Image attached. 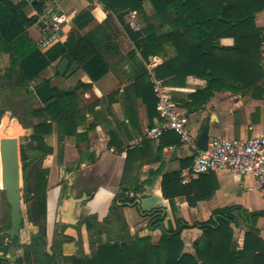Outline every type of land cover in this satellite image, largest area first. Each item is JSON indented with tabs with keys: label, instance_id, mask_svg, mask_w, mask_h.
<instances>
[{
	"label": "trees",
	"instance_id": "obj_1",
	"mask_svg": "<svg viewBox=\"0 0 264 264\" xmlns=\"http://www.w3.org/2000/svg\"><path fill=\"white\" fill-rule=\"evenodd\" d=\"M47 1L0 0V59L3 55H8L9 58L8 66L0 70V89H24L26 94L37 97L35 93H31L30 84L39 80L52 64L56 63L58 66L65 58L69 61L67 70L74 72L81 69L91 82L99 81L109 72L107 57L117 55V44L112 42L111 37L112 33L116 34V29L109 25L114 18L141 58L135 81L146 77L144 63L150 57L165 55V48L169 46L173 48L175 55L156 66L154 76L165 81V85L174 87L184 86L188 78L205 82L203 89L188 96L189 111L206 104L215 92L264 90V34L255 24L256 14L264 11V0H97L107 13L104 25H98L81 35L79 29L92 21L90 12L83 11L74 17V28L67 39L42 52L30 38L28 29L38 23ZM29 3H32L35 11L33 16H27L24 12ZM145 3L149 4L150 13L145 10ZM132 12L143 23L138 31L124 22L125 16ZM40 25L42 28V24ZM227 38L233 40L232 45H221L219 41ZM54 75H59L56 69ZM43 83L50 85V79H41L36 87ZM90 88L91 84L81 82L66 92L56 86L52 87L54 95L51 100L42 107L24 111L27 112V117L40 121L36 124L30 122L26 125L22 114L15 113L23 127L33 129L28 143L19 149L25 167L24 184L27 185L26 172L35 161L33 159L27 163L26 153L40 156L52 153L45 142L46 137L52 133V125L48 121L57 122L66 135L75 132L81 122L78 92H85ZM149 90L151 96L145 97L144 102L150 120L149 127H152L153 119L157 118L158 113L151 84ZM160 139L181 143L172 132L165 133ZM193 160L192 157L190 168ZM46 174L45 170L39 169L34 188H26L35 196L36 207L31 215L37 217H43L46 212ZM214 190L215 186L204 174L187 185L181 183L180 173L162 175L161 193L172 207L177 197H184L189 206H194L197 201L209 199ZM125 196L126 190H122L115 198L110 208V217L113 216V207L119 204L136 207L144 217L160 212L159 209L144 212L136 198ZM173 212H176L175 209ZM234 212L238 213L248 227L243 235L241 248L233 238L232 225L237 226ZM260 217H264V211L248 212L241 206L214 210L208 221L189 227L198 228L201 234L193 244V254H187L183 252L180 235L188 226L181 219H176L175 228L171 225L164 228L158 241L153 244L149 236H128L124 222L113 216L118 231L123 234L122 240L116 238L114 243L101 244L91 257L72 259L68 264H264V241L255 227V222ZM153 219L156 221L152 226L163 222L160 215ZM86 222L88 230L93 229L97 235L102 233L97 227L95 216H90ZM102 223L109 225V218H105ZM41 236L43 233L35 238L38 245L41 243ZM45 255L48 258L45 264H51L54 261L53 254ZM17 263H23V259H18Z\"/></svg>",
	"mask_w": 264,
	"mask_h": 264
},
{
	"label": "crops",
	"instance_id": "obj_2",
	"mask_svg": "<svg viewBox=\"0 0 264 264\" xmlns=\"http://www.w3.org/2000/svg\"><path fill=\"white\" fill-rule=\"evenodd\" d=\"M50 7H55L65 18L60 42L67 39L74 28V17L81 12L88 10L92 17V21L86 27L79 29L81 35L98 25H104L107 17V13L97 0H48L45 3L44 13L39 16L38 23L28 29L33 42L40 36L42 17ZM144 8L150 13L151 8L148 3L144 4ZM24 12L27 16L35 15L32 3L24 8ZM124 22L135 31L143 27L142 20L135 12L126 15ZM110 24L116 29V34L112 33L111 37L112 42L117 44L118 50L116 56L107 57L110 69L99 81L91 82L88 75L81 69L74 72L67 70L69 72L67 77L60 75L56 77L51 71L57 70L60 63L58 66L56 63L52 64L41 75L47 74V77L43 79H50L51 88L54 87L52 81H55L56 87L65 92L75 87L78 82L91 84L89 90L78 92L81 122L75 128V132L72 135H66L57 122L48 121L52 125V133L46 137L45 142L52 149V153L45 156L26 153L27 163L35 159L26 175L37 162H40L41 169L47 172L45 194L48 231L51 230L49 215L54 208L57 225L61 227L60 233L64 238L63 242L57 245L60 255L54 256L51 264H59V262L68 264L72 259L82 258V251L87 254L86 257H91L97 247L104 244L99 241L105 238H108L109 243H114L116 238L122 240L123 234L118 233V225L113 216L124 222L128 236H153L154 240L151 238L153 244L159 239L155 237L156 234H159V237L162 230L169 225L175 228L176 219H181L188 226L181 231L180 235L183 252L193 254V244L201 231L198 228L189 227L195 223L208 221L214 210L241 206L248 212L264 211V209L251 210L249 205L247 193L254 189L251 178L236 176L226 171L204 174L205 178L210 179L215 186V190L209 199L197 201L194 206H189L184 197H177L172 207L162 196V175L172 172L180 173L182 183V176L191 169L189 164L193 157V151L188 144L170 143L168 139L150 140L145 136L146 131L151 127H149L150 120L144 98L151 96L149 84L155 77L154 68L173 58L175 52L172 47L166 46L165 55L150 57L148 62L144 63L146 77L135 81L141 61L139 53L118 21L113 18ZM255 24L264 34V11L256 14ZM219 42L223 46H230L233 40L227 38ZM44 51L46 50H42ZM262 51L264 57V40ZM8 62V55H3L0 59V70H4ZM262 68L264 72V61ZM71 77L73 80L68 82ZM204 86V81L195 78H188L182 87L167 86L168 94L176 104L178 112L188 117L191 131L196 138L206 122L209 140L218 137L249 139L258 135L264 126V90L215 92L206 104L197 110L189 111L188 96L203 89ZM39 102V107H42L44 103L40 100ZM37 108H30L28 111ZM26 113L22 116L23 119L27 118V121H24L26 125L30 122L33 124L40 122L38 119L27 117ZM17 114L22 113L17 112ZM15 118L20 122L17 116ZM156 122L157 118H154L153 125ZM22 128L28 129L29 135L25 136L28 138L26 140L28 143L33 129L23 126ZM129 151L131 152L128 153ZM19 155L20 151H18V158ZM21 166L24 167V164ZM157 172L159 173L156 174ZM24 175L25 172H23V178ZM198 177H193L189 182L182 184L187 185ZM148 180L150 183H147ZM122 190H126L125 197L137 199L142 211L159 209L160 212L144 217L136 207L119 204L113 207V216L110 217L112 203ZM67 215L74 218L75 223L70 224ZM157 215H160L163 222L152 226V223L156 221L153 218ZM90 216L96 217L97 227L102 230L100 235H97L93 229H87L86 220ZM105 218H109V225L102 223ZM255 227L259 231V237L264 241V217L257 219ZM20 231V237H24V232ZM91 232L95 234V239L89 237ZM79 235L83 242L80 241ZM242 240L237 241L239 248H241ZM91 244L93 249H89ZM16 252L18 254L15 257H12V252L9 251L6 256H0V259H7L9 264H18L17 259H23L21 264L29 262L28 258L25 260L22 254L19 255L20 249ZM36 259L39 264H45L48 261Z\"/></svg>",
	"mask_w": 264,
	"mask_h": 264
},
{
	"label": "rangeland",
	"instance_id": "obj_3",
	"mask_svg": "<svg viewBox=\"0 0 264 264\" xmlns=\"http://www.w3.org/2000/svg\"><path fill=\"white\" fill-rule=\"evenodd\" d=\"M55 69L51 71L54 75ZM50 74V73H49ZM47 74L40 77L39 80L34 81L30 84V91L31 93H35L37 83L46 78ZM58 77V76H56ZM73 78L71 77L68 79V82H71ZM52 85L56 86V82L52 81ZM27 101V103H26ZM23 103H26L23 106ZM40 106L39 98L32 97L24 91V89H19L13 91L9 88L0 89V139L8 137L9 133H12V137L16 139V145L20 148L24 146L27 141L24 140L25 136L29 135L28 129L22 128L20 122H18L15 118V113L19 112L24 115L25 110H29L30 108H37ZM6 119V120H5ZM27 121V118L24 120ZM191 128V127H190ZM19 167L24 164L22 160L21 154L18 158ZM41 169L40 162H37L33 165L29 174L27 175V185L24 184V179L20 180L17 193L19 195V212H20V224L19 228L16 230L21 236L22 230L24 233V237H20L21 244H29L25 246L24 253L23 249H20L19 255L22 254L25 260L29 259L27 264H39L36 258L41 259L43 262H46L48 258H46L45 254L53 253V256L59 257L60 251L57 248L58 243L63 242L64 238L61 235V227L57 225V219L55 213L53 212L54 208L52 209V214L49 215V224L51 230L48 231V212L46 210L45 215L42 217H37L33 214V209L36 207L35 196L33 193H29L27 190H32L34 188L36 182V173ZM2 164H1V152H0V245L1 248H5L3 252H0V256H6L9 251L12 252L11 256L15 257L18 252L15 249V243L10 241V239L3 235L2 232L4 230L11 229V217H10V205L7 202L6 192L2 185ZM247 181V180H246ZM247 185V183H246ZM65 188V183H63ZM27 188V190H26ZM249 198V205H251V210H262L264 209V189H251L248 193ZM62 199V198H61ZM237 218V226L232 225L233 228V238L235 242H239L243 239L244 233L248 230L246 223L238 216L237 212L233 213ZM34 216V217H33ZM33 217V220H32ZM53 222V225H52ZM257 222V220H256ZM255 222V226H256ZM32 225V226H31ZM102 227V225H101ZM41 236V243L38 245L36 244L35 238L33 239L32 236L42 234ZM120 233V232H118ZM32 235V236H31ZM94 233L91 232L89 237L91 239L94 238ZM159 234H156L155 237H158ZM136 237V236H133ZM153 237V236H152ZM150 237V239L152 238ZM22 238V239H21ZM80 241L83 242L81 235H79ZM107 239V240H106ZM153 239V238H152ZM154 240V239H153ZM108 241V238H105L103 241H99V243H105ZM34 248L33 251L30 248ZM89 249H93V246L89 247ZM82 258L86 257L84 251H82ZM28 258V259H27ZM59 264H65L59 262Z\"/></svg>",
	"mask_w": 264,
	"mask_h": 264
},
{
	"label": "built area",
	"instance_id": "obj_4",
	"mask_svg": "<svg viewBox=\"0 0 264 264\" xmlns=\"http://www.w3.org/2000/svg\"><path fill=\"white\" fill-rule=\"evenodd\" d=\"M64 22V16L55 7H50L42 17V28L34 42L35 46L42 51L60 42ZM151 85L158 116L156 124L146 131L145 136L150 140H158L165 133L172 132L182 144L191 147L193 165L182 176V183L208 172L226 171L236 176L250 177L253 188L264 189V126L258 135L249 139L212 138L208 140L205 150H199L189 119L178 112L165 82L153 77Z\"/></svg>",
	"mask_w": 264,
	"mask_h": 264
},
{
	"label": "water",
	"instance_id": "obj_5",
	"mask_svg": "<svg viewBox=\"0 0 264 264\" xmlns=\"http://www.w3.org/2000/svg\"><path fill=\"white\" fill-rule=\"evenodd\" d=\"M69 61L63 59L57 72L60 76L67 77L69 72L67 68ZM35 95L42 103H46L53 98V91L49 83L39 85L35 90ZM28 138L25 137V140ZM208 123L206 122L203 129L197 133L195 145L199 150H205L208 143ZM18 151L19 147L16 145V139L3 138L0 140L1 164H2V185L6 192L7 202L10 205L11 229L7 232L10 234L16 233L20 224L19 212V195L17 189L20 180H23V166L19 167L18 164ZM68 216L70 224L75 223V219Z\"/></svg>",
	"mask_w": 264,
	"mask_h": 264
},
{
	"label": "flooded vegetation",
	"instance_id": "obj_6",
	"mask_svg": "<svg viewBox=\"0 0 264 264\" xmlns=\"http://www.w3.org/2000/svg\"><path fill=\"white\" fill-rule=\"evenodd\" d=\"M8 137H12V133H9V135H8ZM23 172H25V167H24V170H23ZM25 176V175H24ZM24 179V178H23ZM9 230H4L3 232H2V234L3 235H6L9 239H10V241H13L14 243H15V249H23V253H24V248H25V246H27V245H29V244H21L20 243V236H19V233L16 231V233H13V234H10V233H7ZM38 235H34V236H32V238L34 239L35 237H37ZM0 248H1V245H0ZM5 250V248H2V249H0V252H3ZM31 251H33V250H31ZM51 254H53V253H51ZM2 257H4V256H2ZM2 259H0V261H1ZM18 260V259H17ZM16 260V261H17ZM0 263H5V264H9V261L7 260V259H4V262H0Z\"/></svg>",
	"mask_w": 264,
	"mask_h": 264
}]
</instances>
